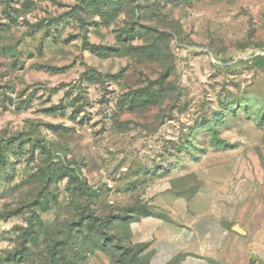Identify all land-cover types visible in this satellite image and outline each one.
Returning <instances> with one entry per match:
<instances>
[{"label":"rangeland","instance_id":"374dc122","mask_svg":"<svg viewBox=\"0 0 264 264\" xmlns=\"http://www.w3.org/2000/svg\"><path fill=\"white\" fill-rule=\"evenodd\" d=\"M262 131L264 0H0V264H149V189Z\"/></svg>","mask_w":264,"mask_h":264},{"label":"crops","instance_id":"0c3cea01","mask_svg":"<svg viewBox=\"0 0 264 264\" xmlns=\"http://www.w3.org/2000/svg\"><path fill=\"white\" fill-rule=\"evenodd\" d=\"M251 152L208 150L149 189L127 227L149 264H264V149ZM187 175L195 187L177 192L169 180Z\"/></svg>","mask_w":264,"mask_h":264},{"label":"trees","instance_id":"16d2710c","mask_svg":"<svg viewBox=\"0 0 264 264\" xmlns=\"http://www.w3.org/2000/svg\"><path fill=\"white\" fill-rule=\"evenodd\" d=\"M139 207H140L141 209H143V206H142V205H139ZM139 207H135V208H133V212H134V213H139V214L145 212V211H140V210H139ZM144 210H145V209H144ZM145 246H146V245H145ZM175 260H178V258L175 259ZM175 260H173V261H175ZM173 261H172V262H173Z\"/></svg>","mask_w":264,"mask_h":264}]
</instances>
